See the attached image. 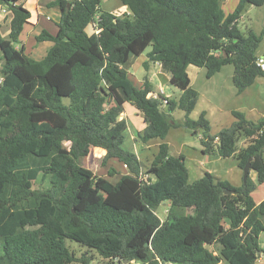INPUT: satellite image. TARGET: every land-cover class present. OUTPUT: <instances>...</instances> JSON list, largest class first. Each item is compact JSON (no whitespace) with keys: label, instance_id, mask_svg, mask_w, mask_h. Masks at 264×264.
Listing matches in <instances>:
<instances>
[{"label":"trees","instance_id":"16d2710c","mask_svg":"<svg viewBox=\"0 0 264 264\" xmlns=\"http://www.w3.org/2000/svg\"><path fill=\"white\" fill-rule=\"evenodd\" d=\"M119 1L129 14L99 13L102 0H51L47 8L61 15L58 32L35 38L53 43L36 60L14 46L31 12L20 0H0L13 14L8 38L0 33V264H73L67 240L110 264H256L264 253V200L256 204L252 194L264 184V119L234 111L236 122L211 135L204 116L188 119L198 100L188 68H205L210 79L233 65L239 94L264 77L257 65L262 37L237 28L244 8L264 0H238L228 15L223 0ZM91 24L99 33H87ZM150 46L149 62L159 63L181 91L178 102L148 98V80L140 88L131 82L132 59ZM126 104L144 117L142 143L165 140L175 127L171 114L182 110L187 128L203 130L204 153L216 147L218 157L236 158L242 171L252 159L257 183L249 176L235 188L210 173L189 183L184 157L170 156L165 143L144 173L138 156L123 148ZM241 134L249 144L238 153ZM91 148L106 151L102 166L115 159L129 174L116 184L97 177L80 164ZM45 177L50 187L35 189ZM163 203L190 214L171 211L162 221L156 210ZM80 261L90 264L86 256Z\"/></svg>","mask_w":264,"mask_h":264},{"label":"rangeland","instance_id":"374dc122","mask_svg":"<svg viewBox=\"0 0 264 264\" xmlns=\"http://www.w3.org/2000/svg\"><path fill=\"white\" fill-rule=\"evenodd\" d=\"M26 7L34 9V6H40L41 11L46 16L54 18L55 9H48L47 3L51 0H25ZM222 8L226 15L235 11L238 0H223L221 2ZM121 3L119 0H102L100 12L118 14ZM33 13V12H32ZM128 14V13H127ZM126 13H120L118 16H124ZM50 18V19H52ZM237 28L245 37L249 32H254L257 36H261V42L257 49V56L264 58V5L256 7L247 5L241 13L240 19L237 23ZM94 31L91 27L89 32ZM32 44V41L30 42ZM34 43V42H33ZM30 45V44H29ZM45 45H43L42 50ZM32 49L28 47V51ZM38 51V50H37ZM35 51V52H37ZM152 51V46L138 58L132 59L129 66V74L131 82L138 86L144 80L151 79V86L154 93H159L162 89L165 96L169 100L178 102L181 97V91L170 83V76L162 74L161 67L155 62H149V53ZM35 56V59H40ZM145 64H147L145 66ZM235 68L233 65H227L222 70L215 74L212 78H207V70L205 68H197L190 66L188 70L189 78L191 80V87L198 93V100L192 113L188 115L191 121H198L202 116L209 122L211 135L218 134L221 130L227 129L236 122V118L232 112L237 111L243 113L250 121L258 122L264 119V77L258 78L255 83L247 88L244 92L238 93L234 85ZM64 104H69L68 99L63 100ZM165 113L167 109L164 108ZM172 127L165 140L151 141L150 149L141 153L140 160L143 164V172L150 167L154 156L159 152L158 144H167L169 147V154L173 157L182 155L184 157L185 166L189 172V183H193L201 179L205 173L213 175L216 181H227L232 186L241 188L244 185L243 171L238 167L236 158L223 159L218 157L217 150L213 152L204 153V132L201 128L196 129L194 134L193 129L185 126L187 114L179 109H176L172 114ZM121 118H124L129 126L125 132V143L123 148L127 151H133L135 144L140 143L137 138L131 139V136L138 135L144 131L146 124L144 117L135 106L127 104ZM249 144V140L241 134L237 144L238 153ZM103 152V151H102ZM101 151L89 152L80 160L81 166L91 170L97 177L108 179L111 183L116 184L121 175L119 172H124V168L118 165L117 160H111L113 164L109 166H102V159L104 157ZM141 152V151H140ZM139 152V153H140ZM120 164V163H119ZM113 168L116 170L114 177L108 176V170ZM123 169V170H122ZM127 170V169H125ZM128 171V170H127ZM129 172L127 173V175ZM144 177V176H143ZM147 178V177H146ZM250 179L253 183H257L256 174L251 172ZM50 187V178H39L35 182V189L44 190ZM254 200L259 201L264 197V186L260 187L256 193L253 194ZM175 215H188L190 211L186 209L174 208L166 203L161 204L156 210L157 216L162 220H166L170 212ZM260 245L264 250V233L260 236ZM66 246L71 253L77 257V261L73 264H82L80 259L83 256L90 259V264H110L111 262L102 258L96 250H89L86 247L80 246L78 243L67 240ZM261 257V258H260ZM256 264H264V253H262Z\"/></svg>","mask_w":264,"mask_h":264},{"label":"crops","instance_id":"0c3cea01","mask_svg":"<svg viewBox=\"0 0 264 264\" xmlns=\"http://www.w3.org/2000/svg\"><path fill=\"white\" fill-rule=\"evenodd\" d=\"M19 4L23 5L26 9H28L31 12V9H29V8H27L25 6L26 5V1L25 0H20ZM32 12H31V14H32L31 19L24 26V30H23V32H22V34L20 36V39H19V44H15L14 46L16 47V49L24 48L26 54L29 57L33 58V59H35V56H39V55H36V54H38L39 51H40V54H42V55H41L40 59H36V60H41L42 58H44L47 55L48 51L52 48L53 43L45 42V43H40L39 44V43L36 42L35 38L43 30L48 31L52 35H56L57 32H58V23L60 21V16L61 15H60L59 10L55 9L54 18L46 16L45 14L42 13L40 6H34V9H32ZM120 13H126V14L128 13L129 14V11H128L127 7H120L119 8V13L115 14V15L118 16ZM50 18H52V19H50ZM12 19H13L12 12L8 8L0 6V33H1V35L4 38H8V36H9V34L11 32V21H12ZM90 28H91V26H89L87 28V33L91 35V34H93V32H92V29H91V32H89ZM31 41H32V44L30 43ZM43 45H45V46H44V48L42 50ZM28 47L31 48L32 50L28 51ZM35 51H37V52H35ZM156 64H158L160 66L159 63H156ZM188 70H189V68H188ZM162 74L168 75V74H165L163 72H162ZM129 77H131L130 74H129ZM147 80L149 82H151V79H147ZM145 81L146 80H144V82ZM144 82L139 84L137 87L140 88L144 84ZM152 92H154V91L152 90ZM163 97L167 98L165 96V94L163 95ZM121 119H124V118H121ZM127 127H128L127 130H128L129 129L128 123H127ZM135 138H137L138 141H140L139 137H135L134 135L131 136L132 140H135ZM150 143H151V141L148 142V143H142L141 141H140V143L138 142V144L134 145V147L132 149L133 150L132 153L136 154L138 156L139 160H140L139 156L141 155V153L143 151H145V150L150 149V146H151ZM158 145L160 146L161 144H158ZM90 150H91V152H94L96 149L95 148H93V149L91 148ZM99 151H101V152L103 151L102 152L103 155L106 154V151H104V150H99ZM112 160H114V159H112ZM110 164L111 165L113 164V162H111V160L108 161L107 166H109ZM118 165H121L124 168V170L122 169L124 172H119L118 171V173H119L118 175H121V176L127 175L128 171L125 170L127 168L121 163L120 164L118 163ZM250 175H251V172H250ZM262 186H264V184L263 185H258L257 189L254 191V193H256L258 191V189L260 187H262ZM235 188H239V187H235ZM253 194H252V196H253ZM253 199H254V197H253ZM263 200H264V197H262V199H260L259 201H256V200H254V201L256 202V204H260ZM166 204L169 205L168 203H166ZM211 249L216 251L215 247H212ZM221 264H227V263L223 261Z\"/></svg>","mask_w":264,"mask_h":264},{"label":"built area","instance_id":"2783aa9c","mask_svg":"<svg viewBox=\"0 0 264 264\" xmlns=\"http://www.w3.org/2000/svg\"><path fill=\"white\" fill-rule=\"evenodd\" d=\"M92 28H93V33H99V31L96 29V26L95 24H91L90 25ZM257 65L261 68L262 71H264V58L263 57H259L258 59V62H257ZM164 95V91L161 89L159 91V93H150L148 95V98H151V99H161V97ZM166 101H164V105H166Z\"/></svg>","mask_w":264,"mask_h":264},{"label":"water","instance_id":"95a60500","mask_svg":"<svg viewBox=\"0 0 264 264\" xmlns=\"http://www.w3.org/2000/svg\"><path fill=\"white\" fill-rule=\"evenodd\" d=\"M251 162H252V159H249L247 165L245 166V168L243 169V180H244V183L247 181L249 175H250V171H251ZM226 194H234L233 191H226ZM262 253L261 252H258V257L261 255ZM121 264V263H119ZM125 264H128V262L126 261Z\"/></svg>","mask_w":264,"mask_h":264}]
</instances>
